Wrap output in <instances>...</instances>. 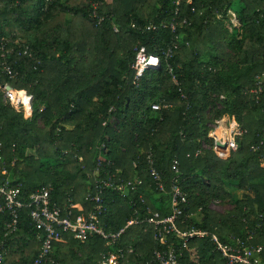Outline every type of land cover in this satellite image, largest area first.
I'll return each mask as SVG.
<instances>
[{"label":"trees","instance_id":"16d2710c","mask_svg":"<svg viewBox=\"0 0 264 264\" xmlns=\"http://www.w3.org/2000/svg\"><path fill=\"white\" fill-rule=\"evenodd\" d=\"M231 12L238 26L230 22ZM139 46L160 64L134 82L130 65ZM167 46L172 51L165 59L161 51ZM4 62L12 76L2 71ZM263 70L264 0H0V143L8 176L20 184L23 199L49 185L51 200L61 208L80 201L88 209L85 195L96 159H109L111 174L142 180L133 190L106 189L101 220L106 231L116 232L129 220L149 217L147 207L161 216L171 213V166L177 159L188 199L184 213L190 214L179 227L196 225L223 240L241 233L244 207L253 212L255 205L264 206L261 153L249 149L264 140V91L258 100L245 92ZM4 84L32 95L29 118L4 99ZM153 103L160 108L152 109ZM111 107L119 122L103 125ZM223 115L234 116L244 130L239 160L213 150L209 124ZM27 150L34 153L26 156ZM148 150L163 173L164 191L145 169ZM226 184L246 192L231 210L214 212L208 203L229 196ZM28 211H20L17 229L7 236L9 216L0 213L6 264H27L38 253ZM166 241L181 249L182 264H222L207 239L190 240L188 249L173 233ZM255 242L264 244L263 232ZM164 247L144 221L126 226L110 244L100 236L79 241L63 233L53 243V262L42 264H100L119 248L122 264H149L154 248Z\"/></svg>","mask_w":264,"mask_h":264},{"label":"built area","instance_id":"2783aa9c","mask_svg":"<svg viewBox=\"0 0 264 264\" xmlns=\"http://www.w3.org/2000/svg\"><path fill=\"white\" fill-rule=\"evenodd\" d=\"M178 3V0H177ZM234 16V18L231 17ZM230 22L236 25L237 18L232 12L229 15ZM185 19L183 20V23ZM172 30L175 29L174 23L170 24ZM229 29L230 24L227 26ZM146 29H150L151 25H147ZM154 28V27H153ZM117 30V29H115ZM175 44V43H174ZM172 45L175 47V45ZM172 48L167 46L162 50L164 58L171 56ZM27 46H23L22 53H28ZM160 64V59L157 55L147 52L144 46H139L135 52L133 62L130 67L133 70V80H139L143 73L150 68H156ZM2 71L12 76V69L3 63ZM4 92V99L8 101L17 111H22L23 116L30 117L32 113V95L25 90L23 95L19 96L13 88H6V84L1 85ZM264 91V70L255 75V87L246 88L245 92L251 93L258 100ZM222 97V96H221ZM165 106V105H164ZM151 108L156 110L160 108L158 103H153ZM114 107L108 110L107 117L102 124L110 123L115 126L114 120L119 122L116 116L112 113ZM216 128L222 132L225 131V136H217L214 134ZM213 150L216 156L226 158L231 154L238 153L239 140L244 133L240 123L234 116L228 118L220 117L214 120L212 125ZM224 142L225 147L222 148L216 142ZM254 152H260L261 165L264 167V140L252 143L249 146ZM199 153V151H197ZM196 153V154H197ZM14 163H12L13 165ZM134 165H136L134 163ZM112 162L109 159H104L99 155L96 159L95 166L91 173V184L87 188L85 200L91 204L90 208L86 209L83 206L78 207L76 203H71L65 208L57 205L51 200V186L42 185L32 191L27 199L22 198L21 186L18 183L13 184L8 176V169L4 156L3 146L0 143V213L7 212L9 219L4 224L5 236L13 233L18 226L19 213L23 208H28V215L34 228L37 230V246L38 253L36 257L27 264H42L45 261L53 262L51 257L53 243L62 238L63 233H68L73 238L79 241H85L94 236H100L106 239L107 244L118 240L120 234L124 232V228L134 223L146 221L151 224L154 229V239L160 244L165 245L164 248H154L152 258L148 261L149 264H182L181 249L175 248L172 241L167 242V236L173 233L181 240L180 248L188 249L189 242L192 239H207L213 245L214 250L220 254L222 264H264V244L255 242V237L258 233H264V206L258 208L255 205L254 211L244 207L243 231L241 233H230L225 239H221L215 232L201 228L196 225H189L181 229L179 224H185L190 214L184 213L185 206L188 203L187 194L179 184V168L178 160L174 159L172 170L174 176L171 179L170 188V205L171 213L166 216H161L158 211H152L147 207L150 214L144 220L132 219L129 220L125 227L116 232L106 231L101 218L106 214L107 208L104 202L106 189L118 190L124 192L125 188L135 189L137 184L142 183L138 176L132 179H125L111 174L110 167ZM145 169L152 178L155 188L159 191H164V176L157 169L155 157L148 150L145 155ZM4 176V177H3ZM141 201L145 199L140 197ZM73 209L77 211L74 213ZM254 221V223H252ZM5 248L0 244V264L5 263ZM192 257L197 258L195 252L190 250ZM122 249L119 248L117 253H111L107 258H103L100 264H122L119 257H122Z\"/></svg>","mask_w":264,"mask_h":264},{"label":"rangeland","instance_id":"374dc122","mask_svg":"<svg viewBox=\"0 0 264 264\" xmlns=\"http://www.w3.org/2000/svg\"><path fill=\"white\" fill-rule=\"evenodd\" d=\"M107 2H111V0H107ZM233 14H235V12H232ZM231 17L232 18H234V16H232L231 15ZM235 17H236V14H235ZM229 25V21H227V25L226 26H228ZM236 25L238 26V22L236 23ZM228 28V27H227ZM230 30H231V28H230ZM184 51H185V53H186V55L187 56H190V54H191V50L189 49V47L186 45V46H184ZM220 106V103L218 102L217 103V107H219ZM33 108V107H32ZM43 107L41 106L40 107V109H42ZM24 118H28V117H26L25 115H24ZM114 123H115V126H116V120H114ZM38 125L40 126V127H42L43 126V122L41 121V119H39V121H38ZM112 126H114L113 125V123L111 124ZM211 127H212V125H213V123H210L209 124ZM224 135L225 134V131L223 130L222 132L220 131V133L219 134H216L217 136H223L222 134ZM209 136L210 137H212L213 135H212V132H209ZM213 138V137H212ZM34 153V151H32V150H27V152H26V156H29V155H31V154H33ZM243 154H239L237 157H235V159L236 160H239L240 158H241V156H242ZM19 168H22L21 166H19ZM21 170V169H20ZM225 189H226V191L228 192V194H229V196H227V197H224V198H213V199H210V201H209V203H208V207L212 210V211H214V212H218V213H226L228 210H231L233 207H234V205H235V202H234V200L236 199V198H241L242 197V195H243V193H245L246 191H244V190H241V189H236V188H234V187H232V185L231 184H226V186H225ZM78 198H80V196H79V194L77 195V199ZM199 213V212H198ZM198 213H195L194 214V216L198 219V220H200L201 218H202V216H200Z\"/></svg>","mask_w":264,"mask_h":264},{"label":"crops","instance_id":"0c3cea01","mask_svg":"<svg viewBox=\"0 0 264 264\" xmlns=\"http://www.w3.org/2000/svg\"><path fill=\"white\" fill-rule=\"evenodd\" d=\"M31 106H32V104H31ZM230 115H223L222 117H224V118H228ZM239 155V153H236V154H233V156L234 157H237ZM243 156V155H242ZM241 156V157H242ZM76 205L78 206V207H80V206H83V204L80 202V201H77L76 202Z\"/></svg>","mask_w":264,"mask_h":264},{"label":"bare ground","instance_id":"6f19581e","mask_svg":"<svg viewBox=\"0 0 264 264\" xmlns=\"http://www.w3.org/2000/svg\"><path fill=\"white\" fill-rule=\"evenodd\" d=\"M17 94L19 95V96H22L23 95V91L22 90H20V91H17ZM220 133V129L219 128H216V130L214 131V134H219ZM222 134V133H221ZM223 135V134H222ZM224 136H225V134H224Z\"/></svg>","mask_w":264,"mask_h":264},{"label":"water","instance_id":"95a60500","mask_svg":"<svg viewBox=\"0 0 264 264\" xmlns=\"http://www.w3.org/2000/svg\"><path fill=\"white\" fill-rule=\"evenodd\" d=\"M6 88L9 89V88H11V86H10V85H6ZM216 144H217L218 146L222 147V148H224V147L226 146L224 142H218V141H217Z\"/></svg>","mask_w":264,"mask_h":264}]
</instances>
